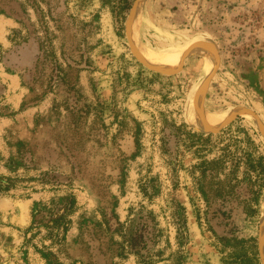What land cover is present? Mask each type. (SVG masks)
Here are the masks:
<instances>
[{"label":"rangeland","instance_id":"rangeland-1","mask_svg":"<svg viewBox=\"0 0 264 264\" xmlns=\"http://www.w3.org/2000/svg\"><path fill=\"white\" fill-rule=\"evenodd\" d=\"M137 1L0 0V264H232L241 245L214 237L193 186L228 144L252 152L242 127L259 150L256 170L237 173L250 170L260 193L238 223L264 264V0H144L135 17ZM192 39L216 49L215 64ZM142 45L174 60L153 65ZM197 92L221 124L190 120ZM172 123L234 127L214 147L186 136L168 152ZM65 197L77 201L72 227L48 250L45 228L27 231L32 211ZM143 224L149 263L132 248Z\"/></svg>","mask_w":264,"mask_h":264},{"label":"trees","instance_id":"trees-1","mask_svg":"<svg viewBox=\"0 0 264 264\" xmlns=\"http://www.w3.org/2000/svg\"><path fill=\"white\" fill-rule=\"evenodd\" d=\"M135 0H120L121 10L129 11ZM173 131H166L162 137L164 149L172 151L184 137L191 139L190 144H194L196 138L202 145H212L214 147L224 137L226 133L233 131L234 124L221 129L218 133H202V132H185L180 127L172 123L170 125ZM237 129L240 126L236 127ZM168 130V128H167ZM242 131L247 135L252 145V152L248 148H238L237 153H233L232 143L226 146V154L224 160L212 162L211 165L202 162L198 165L197 170L199 175L193 186L197 195V199L201 201V207L198 217L205 222L208 229L213 233L214 237L225 241L226 244L233 243L241 245L242 253H234L230 257L232 264H260V251L258 247V240L253 237L244 236L242 227L238 224L239 217L245 215L249 217L253 210V205L258 199L260 193L259 178H255L250 174V170H256L255 157L253 150H259L258 145L250 138L247 129L242 127ZM242 148V149H241ZM231 160L233 167L228 169L227 164L224 163L226 159ZM260 160V159H259ZM246 164L245 173L239 175L237 169L242 163ZM260 173H264V167L260 169ZM144 193H149V188H145ZM77 201L75 197H65L61 201L52 203V205L44 204L35 208L32 211V224L27 231L45 228L47 231L46 238L51 241L50 245L44 246L51 250V248L59 241L64 242L67 232L72 227L71 213L74 211ZM142 230H137L132 236V248L135 250L143 262H152V252L148 250L147 254L141 252L147 249L146 231L148 225L143 224ZM52 253V251H49ZM47 264H54L48 255H45Z\"/></svg>","mask_w":264,"mask_h":264},{"label":"bare ground","instance_id":"bare-ground-1","mask_svg":"<svg viewBox=\"0 0 264 264\" xmlns=\"http://www.w3.org/2000/svg\"><path fill=\"white\" fill-rule=\"evenodd\" d=\"M143 1L144 0H138L135 5L134 10V16L137 17L142 11L143 7ZM136 13V14H135ZM135 24L133 22L131 23V28ZM195 43H200L202 45L201 48H199V52L205 57L206 65L210 66L211 64H215L217 61V51L215 48L211 47L209 44L207 45L205 42H202L201 39H192L187 42L188 45H193ZM197 45V44H196ZM142 47V54L145 58V60L153 65L156 66H166L172 63L175 57V53L173 55H160L153 50L149 49L148 47ZM201 49V50H200ZM178 54V53H177ZM189 117L190 120L199 128H210L217 126L222 123L224 120L225 115L222 113H216L212 111L204 112L202 111V102L200 100V96L198 92L193 97L192 101L189 104ZM261 246L264 253V218L262 223V233H261Z\"/></svg>","mask_w":264,"mask_h":264},{"label":"flooded vegetation","instance_id":"flooded-vegetation-1","mask_svg":"<svg viewBox=\"0 0 264 264\" xmlns=\"http://www.w3.org/2000/svg\"><path fill=\"white\" fill-rule=\"evenodd\" d=\"M238 222H239V220H238ZM239 224V223H238ZM240 225V224H239Z\"/></svg>","mask_w":264,"mask_h":264}]
</instances>
